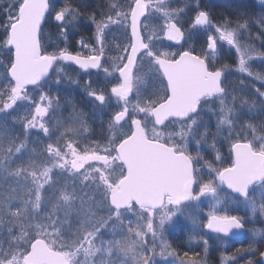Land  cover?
Segmentation results:
<instances>
[{"label":"snow or ice","instance_id":"6c2138e0","mask_svg":"<svg viewBox=\"0 0 264 264\" xmlns=\"http://www.w3.org/2000/svg\"><path fill=\"white\" fill-rule=\"evenodd\" d=\"M27 7L0 0V225L12 249L0 264H38L37 242L50 264H207V239L203 256L169 242L184 224L189 244L203 229L248 230L261 240L220 264H264V119L229 86L252 81L264 102V0L230 2L220 18L203 0H106L90 11L84 0H42L34 21ZM29 32L35 70L22 77L13 36ZM66 86L91 110L62 97ZM96 115L106 117L98 130Z\"/></svg>","mask_w":264,"mask_h":264},{"label":"rangeland","instance_id":"374dc122","mask_svg":"<svg viewBox=\"0 0 264 264\" xmlns=\"http://www.w3.org/2000/svg\"><path fill=\"white\" fill-rule=\"evenodd\" d=\"M224 1H226V0H203V3L205 5H207L208 8H210L213 5H222L224 3ZM177 2L178 3L182 2V0H177ZM214 17L220 18L221 15L214 13ZM54 32H56V31H54ZM252 32H253V36H255L256 35V29H253ZM49 37H51L52 39H55L56 33H53L50 35V32L47 31L44 34V38L48 39ZM242 42H244L246 44H251L252 46L256 47L259 50V45H260L259 40H256V39L248 40L247 38H245V40ZM225 48H227V45H225ZM226 62H230V60L225 56L224 58H222L221 63H226ZM229 86L232 88H235L241 96L247 95V99L249 100V102H251L255 98L256 107L252 110V117L251 118L255 119L257 121L264 119V102H262L258 97L255 96V93H253L252 81H246V84L243 86L240 85L238 81H235ZM66 88H67V90L61 94L62 97H69L70 96L71 98L74 99V101L79 106L86 107L87 102H86V100L82 99L78 90H76L70 86H66ZM70 92H72L73 94ZM68 93L72 94V95H67ZM86 110L90 111L91 109L86 107ZM244 110H245V112L248 111L247 106L245 107ZM94 119H95L97 130H98L100 121L102 119H106V117L96 115L94 117ZM207 207H208V204L206 201L204 204L205 211L207 210ZM11 219L12 218H10V217H6V220H11ZM29 222H30L29 220L22 221L23 225L25 226V230L31 231V229L27 228V225ZM248 226L250 227V229L252 227H254V225H251V224H249ZM8 227H9V223H7V222L0 225V241H3V248L0 249V254H2L3 250H8L9 252L12 251V249L9 247V243H8V241H9V233L7 231ZM189 227H190V225H186V224L181 225L180 227H178L174 230H171V235L168 237L169 242L172 243L173 246H175L176 244H183L184 245V247L181 249V252H183V251H189L190 253L195 252V253H199L201 256H203L204 255V253H203V239H207L209 241V249H208V253H207V257H206L207 264H209L210 260L213 258L217 259L216 260L217 264H220L222 255H231L233 253V252L230 253V250H227V249H229L228 248L229 244L227 242H225L221 236L208 233V232H206L205 229L202 230L205 233V235L202 239L201 238H194L193 242L191 244H189L188 243V236H187ZM255 227L259 228L260 225L257 224V225H255ZM181 228L183 230H181ZM176 230L178 233V234H176L177 237H181V239L177 238L176 240H172V234H175ZM12 235L17 236V237L20 236V228L18 226H16V225L12 226Z\"/></svg>","mask_w":264,"mask_h":264},{"label":"water","instance_id":"95a60500","mask_svg":"<svg viewBox=\"0 0 264 264\" xmlns=\"http://www.w3.org/2000/svg\"><path fill=\"white\" fill-rule=\"evenodd\" d=\"M41 4H42V0H28V7L26 11H27L29 20L34 21L36 18L39 17V14L43 11ZM17 31H20V29H18ZM13 43L17 45L20 50V60L18 62V73L21 74V76L23 77L26 74L35 70V65H33L26 58V50L31 49L34 45V32H29L26 35L24 40H19L17 39L16 36H13ZM136 155H137L138 160H140L141 162L149 163L151 167L156 171L163 172L166 168V161L164 159L158 156H150L142 148H138ZM140 185L146 186L144 183L143 177H141L140 179ZM244 232L245 230L241 231V230L234 229L225 237L240 238L244 235ZM35 251H36V255L33 259H35L38 262V264H50L53 257L51 256L49 251L39 242L35 244Z\"/></svg>","mask_w":264,"mask_h":264},{"label":"trees","instance_id":"16d2710c","mask_svg":"<svg viewBox=\"0 0 264 264\" xmlns=\"http://www.w3.org/2000/svg\"><path fill=\"white\" fill-rule=\"evenodd\" d=\"M230 2H235V0H226V1H224V9L223 10H225L227 7H226V5L228 4V3H230ZM222 10V11H223ZM237 11H239V8H237ZM213 16H214V14H213ZM46 32H44V34H45ZM241 214H243V213H241ZM246 229H250V227L248 226V225H246ZM185 240V239H184ZM254 240H256V241H259V240H261V238L259 237V236H257V237H253L252 235H251V233H250V231H248V230H246V234H245V236L242 238V239H236V240H233V241H231V240H229L228 241V244H229V246H228V248L229 249H227V250H230V253H232V252H235V250L238 248V247H241V246H244V247H246L249 243H251V242H253ZM255 246V245H254ZM262 248H264V242H261V245H260ZM236 247V248H235ZM210 256V255H209ZM209 260V259H208ZM217 259H215V258H213V259H211L210 260V263L209 264H217L216 261Z\"/></svg>","mask_w":264,"mask_h":264},{"label":"flooded vegetation","instance_id":"af4514ba","mask_svg":"<svg viewBox=\"0 0 264 264\" xmlns=\"http://www.w3.org/2000/svg\"><path fill=\"white\" fill-rule=\"evenodd\" d=\"M84 2H87L85 11H90L92 7H94L95 5H98L100 8H104L106 6V0H84ZM50 32V35L53 33H56L54 31H56L55 29H50L47 26L44 27V32ZM84 34L85 37H87V35H89V33L83 32L81 31V35ZM79 37H76L75 39H78ZM75 39L73 42H75ZM72 93V92H70ZM73 94V93H72ZM72 94H67V95H72ZM236 240L235 238L231 239V241Z\"/></svg>","mask_w":264,"mask_h":264},{"label":"bare ground","instance_id":"6f19581e","mask_svg":"<svg viewBox=\"0 0 264 264\" xmlns=\"http://www.w3.org/2000/svg\"><path fill=\"white\" fill-rule=\"evenodd\" d=\"M84 3L86 4L87 2H84ZM223 9H224V3L222 5H216V6L213 5L209 8V10L212 12V14L216 13V14L222 15V14H226V12L232 11V9H228V8H226L225 10H223ZM82 35H84V34H82ZM175 232H174L175 234H172V240H176L177 238L181 239V237H177V235H176V234H178L177 230Z\"/></svg>","mask_w":264,"mask_h":264}]
</instances>
